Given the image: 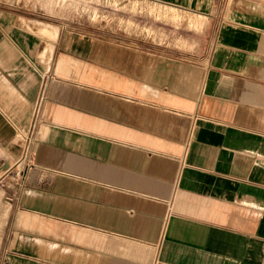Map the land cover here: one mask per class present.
<instances>
[{"label": "crops", "instance_id": "crops-1", "mask_svg": "<svg viewBox=\"0 0 264 264\" xmlns=\"http://www.w3.org/2000/svg\"><path fill=\"white\" fill-rule=\"evenodd\" d=\"M155 1L208 50L0 0V264H264V0Z\"/></svg>", "mask_w": 264, "mask_h": 264}, {"label": "rangeland", "instance_id": "rangeland-1", "mask_svg": "<svg viewBox=\"0 0 264 264\" xmlns=\"http://www.w3.org/2000/svg\"><path fill=\"white\" fill-rule=\"evenodd\" d=\"M203 4H223L227 0H200ZM235 2L236 0H230ZM55 14L84 25L87 30L99 29L111 34H128L167 44L188 52H206L218 21L226 12L203 5L200 12L176 9L155 0H53ZM189 2V0H182ZM203 13V14H202ZM216 16L215 23L204 16ZM161 34V35H160Z\"/></svg>", "mask_w": 264, "mask_h": 264}]
</instances>
